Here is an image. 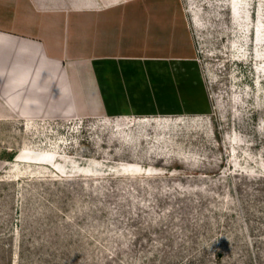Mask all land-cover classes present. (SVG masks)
I'll return each instance as SVG.
<instances>
[{
  "label": "rangeland",
  "instance_id": "obj_1",
  "mask_svg": "<svg viewBox=\"0 0 264 264\" xmlns=\"http://www.w3.org/2000/svg\"><path fill=\"white\" fill-rule=\"evenodd\" d=\"M181 2L208 109L1 117L0 264H264V0Z\"/></svg>",
  "mask_w": 264,
  "mask_h": 264
},
{
  "label": "crops",
  "instance_id": "obj_2",
  "mask_svg": "<svg viewBox=\"0 0 264 264\" xmlns=\"http://www.w3.org/2000/svg\"><path fill=\"white\" fill-rule=\"evenodd\" d=\"M181 0H0V118L208 109Z\"/></svg>",
  "mask_w": 264,
  "mask_h": 264
},
{
  "label": "bare ground",
  "instance_id": "obj_3",
  "mask_svg": "<svg viewBox=\"0 0 264 264\" xmlns=\"http://www.w3.org/2000/svg\"><path fill=\"white\" fill-rule=\"evenodd\" d=\"M123 170L125 171H130V172H136V171H140L141 169L138 167H135L134 165H124L122 167Z\"/></svg>",
  "mask_w": 264,
  "mask_h": 264
}]
</instances>
